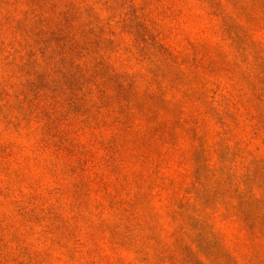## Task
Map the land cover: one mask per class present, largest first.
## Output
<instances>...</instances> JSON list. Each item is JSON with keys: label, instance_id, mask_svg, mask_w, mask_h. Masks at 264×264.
<instances>
[{"label": "rangeland", "instance_id": "1", "mask_svg": "<svg viewBox=\"0 0 264 264\" xmlns=\"http://www.w3.org/2000/svg\"><path fill=\"white\" fill-rule=\"evenodd\" d=\"M0 264H264V0H0Z\"/></svg>", "mask_w": 264, "mask_h": 264}]
</instances>
